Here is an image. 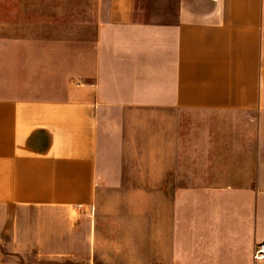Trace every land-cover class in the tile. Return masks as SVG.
<instances>
[{
	"label": "crops",
	"instance_id": "0c3cea01",
	"mask_svg": "<svg viewBox=\"0 0 264 264\" xmlns=\"http://www.w3.org/2000/svg\"><path fill=\"white\" fill-rule=\"evenodd\" d=\"M57 48L0 94V264H264V0H0V84Z\"/></svg>",
	"mask_w": 264,
	"mask_h": 264
},
{
	"label": "rangeland",
	"instance_id": "374dc122",
	"mask_svg": "<svg viewBox=\"0 0 264 264\" xmlns=\"http://www.w3.org/2000/svg\"><path fill=\"white\" fill-rule=\"evenodd\" d=\"M57 55L55 56V62H42L38 61L40 57L44 55H30L29 58L31 59L26 62V70L24 72V77L16 83L11 80L13 85H2L0 84V94H18L20 96L29 97V98H48V97H59L62 96L65 90L64 86V74L68 71L64 69L67 65L61 60L65 59V48H57ZM67 52V51H66ZM28 56V55H27ZM184 125L185 129H196V117H185L184 118ZM194 127V128H188ZM191 152V150L189 151ZM187 157V156H186ZM189 159L186 158V165L183 167H179L182 172L184 173H193L196 172V165H190ZM108 169V168H107ZM110 170V169H109ZM102 172V171H101ZM106 174L108 170L104 171ZM110 176L112 174H109ZM104 181L102 182L101 190L104 191V194L99 197V201L103 206H114L117 204L118 199H113L107 196L112 189V182L108 181L109 177L106 179V175L103 177ZM104 197V198H103ZM125 200V199H123ZM141 201V199H140ZM144 205L143 199L140 203ZM155 204V200H154ZM81 211V210H80ZM92 216V215H91ZM24 264H60L54 263L51 260L45 263L41 262H26Z\"/></svg>",
	"mask_w": 264,
	"mask_h": 264
},
{
	"label": "built area",
	"instance_id": "2783aa9c",
	"mask_svg": "<svg viewBox=\"0 0 264 264\" xmlns=\"http://www.w3.org/2000/svg\"><path fill=\"white\" fill-rule=\"evenodd\" d=\"M80 206L81 205H77V207H80ZM252 257L255 260H260L264 258V241L256 244L253 250Z\"/></svg>",
	"mask_w": 264,
	"mask_h": 264
}]
</instances>
